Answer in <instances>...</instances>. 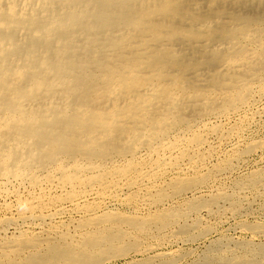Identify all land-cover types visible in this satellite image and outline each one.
Masks as SVG:
<instances>
[{
	"label": "bare ground",
	"instance_id": "6f19581e",
	"mask_svg": "<svg viewBox=\"0 0 264 264\" xmlns=\"http://www.w3.org/2000/svg\"><path fill=\"white\" fill-rule=\"evenodd\" d=\"M263 81L264 0H0V196L16 199L21 218L48 204L47 184L74 206L89 194L115 197L122 183L130 201L153 191L159 202L185 198L193 189L178 175L182 161L201 168L208 132L223 124L197 127L252 106ZM107 212L84 219L79 240L64 233L43 254L36 237L11 234L0 264H103L98 256L126 251L129 236L118 225L124 216ZM162 216L125 222L144 231L172 224Z\"/></svg>",
	"mask_w": 264,
	"mask_h": 264
},
{
	"label": "rangeland",
	"instance_id": "374dc122",
	"mask_svg": "<svg viewBox=\"0 0 264 264\" xmlns=\"http://www.w3.org/2000/svg\"><path fill=\"white\" fill-rule=\"evenodd\" d=\"M253 87H254L253 96L251 97L250 95V98L254 100L251 102L252 106L250 107L248 106V108L242 106L235 112L231 111L223 115H216V114L210 115V117L208 116L204 118V121H202L200 127H197V130L198 129L200 131L203 130L206 133L208 130H210V128L214 129L213 126L223 124L222 126H219L220 128H218V126L215 127L218 128V132H214V131L208 132V135L210 137L209 145L205 143L202 146V150L204 151L205 154L207 153V155L209 153L211 154H209L207 157L204 158V161H202L203 164L201 168H193L192 163L188 164L189 159L187 157L184 158V162L182 161V164H185L184 168H186L185 170L186 173L185 171H182L178 175L183 176V178L181 179L182 183L184 182L183 185L189 188L191 187V189H193V192L191 191L190 193L186 194L185 198L182 197L175 200H172V198H165L163 203L158 201L157 198L158 192L153 191L149 194L146 193L147 195L144 193L142 195L141 194L138 195L139 199L138 197L137 198L131 197V201H130V196L128 197V195H126L127 191H125L124 189L125 185L124 183H122L121 186L123 187L122 190H124V192L121 191L120 187L117 188L119 189L118 190L119 194L116 195L115 197L109 194L108 195L109 197L106 195V197L102 196V198H98L97 194L96 195L89 194L91 197L88 196L86 198H83L84 200L81 199L79 201L80 202L79 206H74L70 202L58 199V196L60 195V190L51 188L52 186H49L47 184V186L50 187V189L45 190L46 192L48 191V196H47L49 198L48 204L43 208H39V209H35L34 211L27 212L26 213V216H28L27 218L25 217L21 218L18 216L17 209L15 206L17 202L14 197L5 198L3 196H0V207H2L0 208V236H1L0 242L5 240L6 238L7 239L11 238V234H13L12 237L15 234L17 235L14 237H18L20 235H24L25 233H27V235L29 234V236L31 235V237L33 238L36 237L35 239L37 240V242L40 241L35 247L36 249L35 252L37 250H38L37 252L39 251L40 252L39 253L34 252V253L43 254V252L50 251L49 247L52 246V244H55L63 240L62 238H64L65 235L70 236V233L71 236L69 238L67 236L66 238L67 242L68 241L70 242L72 239L75 240V238L79 240L83 232V230L81 229L85 227L82 225L84 219H92L98 215L99 216L102 215L107 211H108L107 213H113V214L117 213L116 215L124 216L123 218L125 219L126 217H131V216L134 217L135 219H142L149 217L151 215H159L161 217L162 214L166 217V215L170 214V217H168V219L171 220L169 222H171L172 224L168 223V225H165L163 227L161 226L162 228H160L158 224L154 223L155 226L154 224L152 227L149 226L150 228H147L146 229L147 231L137 228V226L134 225L135 223L127 224L125 222V219H124L125 223L123 222V220H121L120 223H122V225L121 224L118 225L122 227L121 229L125 230L126 232L128 230L127 235H129L126 237L127 239L126 238L124 239L123 243L125 244L123 246L127 247V249H125L126 251L127 250L129 251L126 254V251H120L118 249L119 247L117 248L112 247V249L110 248L108 249L109 251L108 250L104 251V254H101V256L98 257L103 259H106L107 257V260L104 261L103 264H127V263L141 264L142 262L144 263L145 261L146 262L144 264H147L148 262H150L151 264H155V263L168 264V262L169 264H214V263L215 264H264V92H263L264 81L256 82L253 85ZM259 94L260 97H258ZM232 129L234 130L236 129V132ZM220 133L226 136H223L224 138H221L222 135ZM212 139L214 140L212 141ZM220 139L221 141L218 142V140ZM215 143L216 146L213 147ZM207 148L210 150H208ZM211 149H213L212 150L213 152L211 151ZM203 174L205 176H203ZM199 176L203 177L204 179L201 180ZM168 178H169L168 176H165L163 180H168ZM93 189L95 192H97L96 191L97 188H93ZM49 190H51L50 191L51 193L49 192ZM148 197H153V199ZM94 200L97 202V205ZM98 200L100 201L98 202ZM169 201H170V205H169ZM174 201L176 203L178 202L179 204L178 203L176 204ZM59 205L60 208L62 207L64 211L62 210V208L61 209L59 208ZM86 205H88L87 207L90 208L92 207L95 210V212H93V214H88L87 210H84L86 208ZM195 208L199 209V211ZM75 209L77 210V212ZM58 210H60L59 213H55L58 212ZM66 211H70V212L67 213ZM184 211L187 212L184 213ZM9 212L12 213L10 214ZM51 212L54 213V215ZM66 213L67 214L70 213L71 216L67 215ZM182 213H184L183 216L181 215ZM35 215H42V216L37 217ZM46 215L49 216L47 217ZM12 216L14 218L16 217L15 218L16 220H14ZM51 216L52 218H50ZM2 217L4 219H1ZM8 217H10V219L11 218L13 219L12 223L6 222L7 219H9ZM33 221L35 222L33 223ZM178 222H180V224L182 225H180ZM64 224L65 225L67 224L66 227ZM56 227L58 228L56 229ZM48 229L50 231H48ZM135 229L136 231H134ZM155 229L156 230L159 229L157 230L158 233L155 231ZM24 231L25 233H23ZM49 232L52 233L50 234ZM55 232L58 235L55 234ZM64 233L65 235L62 237ZM152 234L154 235L152 236ZM39 236L41 238H39ZM131 236L133 237V239H131ZM50 238L52 240H50ZM134 238H136V240H134ZM41 239H43L42 240V242L44 241L43 243L41 242ZM138 239L140 243L137 242ZM138 243L139 244L142 243V244L138 247L139 245ZM44 244L47 246H45ZM148 247H150L151 250H149ZM143 248L144 250H141ZM146 248L148 250H146ZM110 251L112 253L115 252V254H113L112 257ZM106 252L108 254H106ZM116 254H118L119 256H117ZM156 254H158L159 256ZM28 255L29 252L22 254V256L20 257L22 258V260L20 259V261L21 262H23V260L25 261L26 259H24V257L25 256L27 257ZM107 255H109L111 258ZM103 256H105V258ZM113 256H115V258H113ZM89 257L91 259H87V260H92L93 258H96L95 256H89ZM161 260L165 262H162Z\"/></svg>",
	"mask_w": 264,
	"mask_h": 264
}]
</instances>
